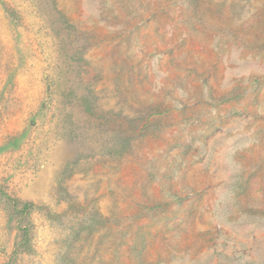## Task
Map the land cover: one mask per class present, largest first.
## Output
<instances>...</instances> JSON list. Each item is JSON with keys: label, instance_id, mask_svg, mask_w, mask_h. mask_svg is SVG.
Instances as JSON below:
<instances>
[{"label": "rangeland", "instance_id": "obj_1", "mask_svg": "<svg viewBox=\"0 0 264 264\" xmlns=\"http://www.w3.org/2000/svg\"><path fill=\"white\" fill-rule=\"evenodd\" d=\"M0 264H264V0H0Z\"/></svg>", "mask_w": 264, "mask_h": 264}]
</instances>
